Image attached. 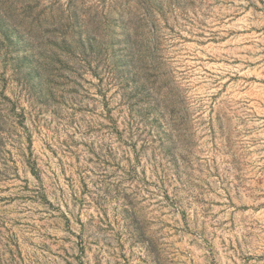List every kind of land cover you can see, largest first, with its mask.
I'll return each instance as SVG.
<instances>
[{"label":"rangeland","instance_id":"374dc122","mask_svg":"<svg viewBox=\"0 0 264 264\" xmlns=\"http://www.w3.org/2000/svg\"><path fill=\"white\" fill-rule=\"evenodd\" d=\"M0 264H264V0H0Z\"/></svg>","mask_w":264,"mask_h":264}]
</instances>
